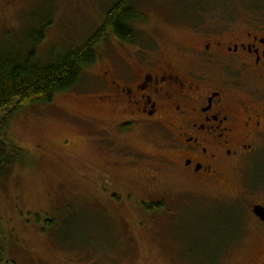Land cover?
Segmentation results:
<instances>
[{
    "label": "rangeland",
    "instance_id": "rangeland-1",
    "mask_svg": "<svg viewBox=\"0 0 264 264\" xmlns=\"http://www.w3.org/2000/svg\"><path fill=\"white\" fill-rule=\"evenodd\" d=\"M116 1L0 0V49L43 25L42 60L79 48ZM245 2L128 0L137 17L133 43L153 57L175 56L202 34L191 30L216 29L228 22L224 17L264 7V0ZM123 49L136 55L109 35L74 89L0 116V137L14 156L9 168L0 166V226L8 239L0 264H213L235 238L237 209L201 200L217 194L208 196L180 179L168 165L162 130L110 132V152L97 139L103 125L88 130L86 108L95 107L87 94L99 90L106 67L115 74L114 60ZM251 172L252 184L264 181V162ZM217 193L216 201L234 203ZM253 237L251 231L225 248L228 256L220 264H243L246 252L250 262L264 264V240Z\"/></svg>",
    "mask_w": 264,
    "mask_h": 264
},
{
    "label": "flooded vegetation",
    "instance_id": "flooded-vegetation-1",
    "mask_svg": "<svg viewBox=\"0 0 264 264\" xmlns=\"http://www.w3.org/2000/svg\"><path fill=\"white\" fill-rule=\"evenodd\" d=\"M251 6L224 17L228 22L216 29L191 30L202 34L167 58L116 39L136 55L124 49L117 54L115 74L106 67L109 77L86 97L95 108H86L84 115L88 130L103 125L97 139L108 152L115 149L111 133L162 130L168 165L180 179L208 196L217 194L201 200L237 209L235 238L227 251L251 231L254 239L264 240V181L252 184L251 172L264 162V7ZM217 192L234 203L216 201ZM225 248L213 264L228 256ZM241 257L243 264L258 263L250 262L248 252Z\"/></svg>",
    "mask_w": 264,
    "mask_h": 264
},
{
    "label": "trees",
    "instance_id": "trees-1",
    "mask_svg": "<svg viewBox=\"0 0 264 264\" xmlns=\"http://www.w3.org/2000/svg\"><path fill=\"white\" fill-rule=\"evenodd\" d=\"M136 18L128 0H117L106 12L100 28L79 48L65 53H48L42 60L38 51L44 41L43 25L28 29L20 41L0 49V116L35 103H50L56 95L74 89L82 71L95 63L97 48L109 35L121 41H135L132 23ZM13 161L12 147L0 137V166L5 170ZM7 240L0 226V262L6 252ZM6 264L13 263L8 261Z\"/></svg>",
    "mask_w": 264,
    "mask_h": 264
}]
</instances>
